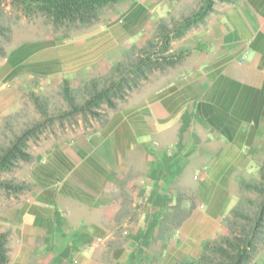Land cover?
<instances>
[{"label":"crops","instance_id":"1","mask_svg":"<svg viewBox=\"0 0 264 264\" xmlns=\"http://www.w3.org/2000/svg\"><path fill=\"white\" fill-rule=\"evenodd\" d=\"M189 2L109 5L69 58L110 52ZM176 39L170 51L184 54L163 68L168 77L134 89L105 122L31 154L24 192L0 202L8 264H174L220 232L237 177L256 167L264 141V0H214ZM43 48L22 44L6 76L34 71V58L53 53ZM15 93L3 89L0 120Z\"/></svg>","mask_w":264,"mask_h":264},{"label":"trees","instance_id":"2","mask_svg":"<svg viewBox=\"0 0 264 264\" xmlns=\"http://www.w3.org/2000/svg\"><path fill=\"white\" fill-rule=\"evenodd\" d=\"M122 1L125 0H9L27 17H44L55 32L65 37L72 31L90 29L101 21L109 5ZM213 3L214 0H203L194 12L174 21L171 26L160 20L154 35L156 41L148 40L145 47L139 49L141 53L137 57L126 64L115 63L109 73L88 79L78 89H73L64 79L61 95L68 109L59 114L49 116L41 96L31 92L43 121L23 128L0 147V190L17 193L25 189L24 184L2 179V173L12 170L18 161H30L28 140L35 137L47 121L75 114L101 118L104 108L116 109L119 102L124 101L139 86L140 79L147 78L153 68L163 69L167 65H174L184 53L183 50L171 52V42L202 21L211 11ZM2 31L0 26V34ZM132 48L137 47L133 45ZM155 48L158 50L155 51ZM78 94L83 97L81 100H78ZM103 117L101 122L106 120V116ZM237 180V201L222 218L223 232L203 240L199 256L184 255L174 264H248L253 250L264 235V160L257 163L255 175L248 178L239 175ZM245 192L250 196H245ZM8 236L7 231L0 232V264H8L10 260Z\"/></svg>","mask_w":264,"mask_h":264},{"label":"rangeland","instance_id":"3","mask_svg":"<svg viewBox=\"0 0 264 264\" xmlns=\"http://www.w3.org/2000/svg\"><path fill=\"white\" fill-rule=\"evenodd\" d=\"M202 1L195 0L193 5L189 2L184 8L182 7V10L180 8L171 10L162 17L154 16V19L150 22V27L144 30V34L141 37L130 42L120 43L110 52L95 53L89 50L88 52H83L80 56L83 59H78V56L76 58H69L71 56L68 55L70 54L69 51L78 47L81 43L90 41L91 36H94V31L96 29L99 30L104 17H109L112 14V12L108 11V7L102 16L103 19L101 17L99 23L90 29L72 31L69 36L65 37L62 33L55 32L52 26L45 21L44 17L39 15L27 17L21 10L13 7L9 0H1L0 26L3 31L0 34V95H2L3 89H9L11 87H13V91L16 93L13 105L8 111L6 110L2 114L0 120V147L6 145L13 138L14 134L20 132L23 128L36 121H43L42 115L33 102L31 92L41 96L43 99L42 103L44 101V106L49 116L67 110V103L61 95V84L64 79L68 80L69 85L73 89H78L88 79L109 73L115 63L122 62L126 64L129 60L134 59L141 53L139 49L145 47L148 40L156 41L154 35L160 20H163L171 26L174 21L177 22L184 16L194 12ZM181 41L182 39H174L172 41V51H177L181 47ZM26 42L40 44V47H44L43 49L48 48V51H53V53H47L45 56L39 55V57H36L37 59L34 58L37 61L31 63L30 67L34 71L40 70L41 74H36L37 72L29 69L30 71L27 70L24 73L6 76L7 58L12 53L14 54V51ZM133 45L137 48H132ZM157 50L155 48V51ZM167 75L166 69L153 68L152 71L148 72L147 78L140 79L138 87L160 80V78ZM154 85L156 83H151L150 88ZM130 93L118 105L125 104ZM77 97L78 100L83 98L80 94ZM110 110L104 108L102 111L103 116H106ZM103 116L101 118H93L91 116L75 114L73 116L47 121L41 127V131L35 137H31L28 140L27 151L30 154L40 156L58 141L64 139L70 140L82 133L85 129L90 130L92 127L99 125L104 119ZM256 153L257 163L264 160V141L261 149ZM27 169L28 164L26 162L18 161L12 170L2 173V179L9 180L14 184H25L27 183ZM256 170L257 165L252 170L245 172L242 176L248 178L255 175ZM22 191L8 193L1 189L0 202L7 204L10 201H14L17 196L16 194L18 196L22 195L24 192ZM244 195L247 197L250 196L246 192ZM236 201L237 197L235 199ZM223 230L222 227L220 232H223ZM248 264H264V235L263 239L257 243L256 248L253 250L251 260Z\"/></svg>","mask_w":264,"mask_h":264}]
</instances>
